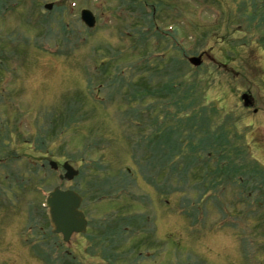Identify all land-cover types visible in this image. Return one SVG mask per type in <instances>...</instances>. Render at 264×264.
I'll list each match as a JSON object with an SVG mask.
<instances>
[{
    "label": "rangeland",
    "instance_id": "1",
    "mask_svg": "<svg viewBox=\"0 0 264 264\" xmlns=\"http://www.w3.org/2000/svg\"><path fill=\"white\" fill-rule=\"evenodd\" d=\"M231 146L257 177L208 187ZM261 172L264 0H0V264H264ZM54 188L85 235L52 234Z\"/></svg>",
    "mask_w": 264,
    "mask_h": 264
},
{
    "label": "water",
    "instance_id": "2",
    "mask_svg": "<svg viewBox=\"0 0 264 264\" xmlns=\"http://www.w3.org/2000/svg\"><path fill=\"white\" fill-rule=\"evenodd\" d=\"M45 9H51V5L45 6ZM81 20L86 27L92 28L95 24L94 17L88 11L81 12ZM193 66H199L201 61L197 58L188 59ZM244 106L249 105V101L245 95L242 96ZM52 168L56 165L51 163ZM65 170V179L71 181L78 172L69 164L63 165ZM81 198L73 191H61L58 188L53 189L45 200V208L47 209L53 234L62 236L63 242H68L73 234H84L86 231V220L82 212H80Z\"/></svg>",
    "mask_w": 264,
    "mask_h": 264
},
{
    "label": "trees",
    "instance_id": "3",
    "mask_svg": "<svg viewBox=\"0 0 264 264\" xmlns=\"http://www.w3.org/2000/svg\"><path fill=\"white\" fill-rule=\"evenodd\" d=\"M193 85H192V87H193ZM180 89H181V86L179 84L171 83L170 89H169V93L171 94V99L168 101V103L176 106L177 103L180 102L181 104H184L185 108L188 110L195 109L196 101L199 104H200V101H198L197 98L193 95V93L190 92L189 88H186V92L182 98H178L177 100H175L173 98V94L179 95L178 91ZM192 122L194 124V127H197L201 123L200 120L196 121V120H193V118L187 119V122H185V123H186V125H190V124L192 125ZM190 134L192 135V132ZM154 135H156L155 131H152L151 132V138ZM173 143H174V141L171 140V143H168V144H170L169 146H171V145H173ZM200 143H202V142L200 141L198 144H200ZM141 144H143V143L141 142ZM168 144L166 147H169ZM206 147L209 148V145L207 144ZM226 150L229 152H233L234 156L225 158L224 157L225 155L223 153H220L221 155H219V157H217V156L212 157L213 155L210 157V154H212V153L208 152L206 159L207 160L213 159L215 161V163L212 164L213 170H215L214 171L215 173L210 177V183H209L208 187L212 186L214 188L221 181V184H220L221 188L219 190H221L223 188V186H225V185L228 186V184L237 185L241 188H244L245 186H247V183L249 182V180L253 181L257 177L258 174L254 173L253 168H248V167L245 168L244 167L243 162H245L244 161L245 158L240 156L241 154H239V153H242V152H240L239 146L238 147H234V146L220 147L218 149V151H226ZM173 156H174V153H172V152H170V154L167 153V155L165 156V158L167 157V159H165L166 161L164 160V163H165V167L167 170H169V169L172 170L173 168H175V166H177V161H175L176 158H173ZM248 169H251L252 172H248L247 171ZM243 170H246L249 174L243 173ZM183 172L185 173V171H183ZM259 177H260V179H262L261 178L262 172L259 173ZM217 181H219V182H217ZM256 186H257V184H256ZM257 188L258 189L264 188V179H262V181H260V187H257Z\"/></svg>",
    "mask_w": 264,
    "mask_h": 264
},
{
    "label": "flooded vegetation",
    "instance_id": "4",
    "mask_svg": "<svg viewBox=\"0 0 264 264\" xmlns=\"http://www.w3.org/2000/svg\"><path fill=\"white\" fill-rule=\"evenodd\" d=\"M56 171H57V170H56ZM56 171H51V172L54 173V172H56ZM61 176H62V175H58V179H59V181H60ZM87 229H88V227H87ZM25 242H27V241H25Z\"/></svg>",
    "mask_w": 264,
    "mask_h": 264
}]
</instances>
